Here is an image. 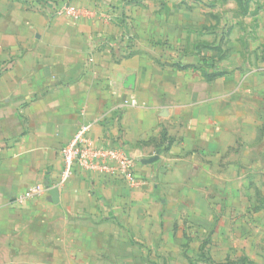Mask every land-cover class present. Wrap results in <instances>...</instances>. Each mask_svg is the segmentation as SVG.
Instances as JSON below:
<instances>
[{"label": "crops", "instance_id": "obj_1", "mask_svg": "<svg viewBox=\"0 0 264 264\" xmlns=\"http://www.w3.org/2000/svg\"><path fill=\"white\" fill-rule=\"evenodd\" d=\"M68 3L95 15L54 14ZM199 3L0 0V264H147L193 214L240 206L264 165V73ZM83 123L135 156L146 185L80 172L60 183V150ZM32 185L46 191L24 197Z\"/></svg>", "mask_w": 264, "mask_h": 264}, {"label": "rangeland", "instance_id": "obj_2", "mask_svg": "<svg viewBox=\"0 0 264 264\" xmlns=\"http://www.w3.org/2000/svg\"><path fill=\"white\" fill-rule=\"evenodd\" d=\"M200 2L199 6L206 9L203 13L209 15L203 22L222 28L224 38L240 52L246 68L264 73V0ZM259 147L257 144V150ZM255 167L254 179L242 181L245 195L239 198V207L193 214L186 222L184 236L177 238L170 253L160 251L156 261L146 263L264 264V165Z\"/></svg>", "mask_w": 264, "mask_h": 264}, {"label": "built area", "instance_id": "obj_3", "mask_svg": "<svg viewBox=\"0 0 264 264\" xmlns=\"http://www.w3.org/2000/svg\"><path fill=\"white\" fill-rule=\"evenodd\" d=\"M54 14L82 20L93 17L94 10L89 7L68 3L54 9ZM117 51L124 55L131 54L135 48V36L127 30L116 42ZM125 104L137 106L134 96L124 100ZM91 125L81 124L60 150L63 169L60 183L66 182L76 172L93 174L112 179L123 180L132 187H142L147 181L137 176L136 158L123 146H111L96 143L90 136ZM46 191L41 185L30 186L24 197L41 196Z\"/></svg>", "mask_w": 264, "mask_h": 264}]
</instances>
